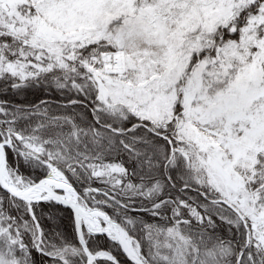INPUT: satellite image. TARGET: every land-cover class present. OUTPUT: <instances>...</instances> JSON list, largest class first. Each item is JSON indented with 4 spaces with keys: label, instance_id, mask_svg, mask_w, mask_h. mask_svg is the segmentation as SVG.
<instances>
[{
    "label": "snow or ice",
    "instance_id": "snow-or-ice-1",
    "mask_svg": "<svg viewBox=\"0 0 264 264\" xmlns=\"http://www.w3.org/2000/svg\"><path fill=\"white\" fill-rule=\"evenodd\" d=\"M0 264H264V0H0Z\"/></svg>",
    "mask_w": 264,
    "mask_h": 264
},
{
    "label": "trees",
    "instance_id": "trees-1",
    "mask_svg": "<svg viewBox=\"0 0 264 264\" xmlns=\"http://www.w3.org/2000/svg\"><path fill=\"white\" fill-rule=\"evenodd\" d=\"M28 99H32L31 94L28 95Z\"/></svg>",
    "mask_w": 264,
    "mask_h": 264
}]
</instances>
